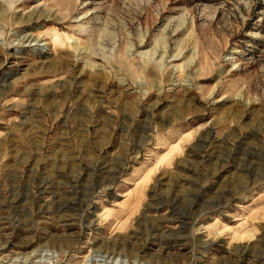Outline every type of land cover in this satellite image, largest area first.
Wrapping results in <instances>:
<instances>
[{
	"label": "rangeland",
	"instance_id": "obj_1",
	"mask_svg": "<svg viewBox=\"0 0 264 264\" xmlns=\"http://www.w3.org/2000/svg\"><path fill=\"white\" fill-rule=\"evenodd\" d=\"M0 264H264V0H0Z\"/></svg>",
	"mask_w": 264,
	"mask_h": 264
}]
</instances>
